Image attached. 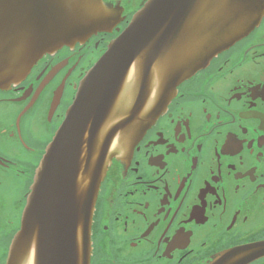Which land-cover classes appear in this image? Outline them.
I'll list each match as a JSON object with an SVG mask.
<instances>
[{
	"label": "flooded vegetation",
	"instance_id": "flooded-vegetation-1",
	"mask_svg": "<svg viewBox=\"0 0 264 264\" xmlns=\"http://www.w3.org/2000/svg\"><path fill=\"white\" fill-rule=\"evenodd\" d=\"M104 2L122 8L112 31L45 54L0 89V264L81 80L147 0ZM261 19L181 82L136 142L115 141L93 211L91 264H264Z\"/></svg>",
	"mask_w": 264,
	"mask_h": 264
},
{
	"label": "water",
	"instance_id": "water-1",
	"mask_svg": "<svg viewBox=\"0 0 264 264\" xmlns=\"http://www.w3.org/2000/svg\"><path fill=\"white\" fill-rule=\"evenodd\" d=\"M104 0H0V89L45 54L112 31ZM264 0H147L82 79L37 169L7 264H91L93 211L115 141L136 142L177 86L247 36Z\"/></svg>",
	"mask_w": 264,
	"mask_h": 264
},
{
	"label": "rangeland",
	"instance_id": "rangeland-1",
	"mask_svg": "<svg viewBox=\"0 0 264 264\" xmlns=\"http://www.w3.org/2000/svg\"><path fill=\"white\" fill-rule=\"evenodd\" d=\"M136 4V3H135Z\"/></svg>",
	"mask_w": 264,
	"mask_h": 264
}]
</instances>
